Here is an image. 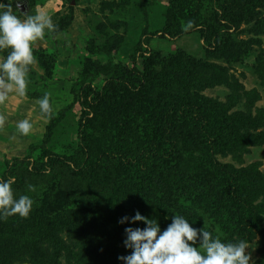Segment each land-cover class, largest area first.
Segmentation results:
<instances>
[{
    "label": "rangeland",
    "instance_id": "obj_1",
    "mask_svg": "<svg viewBox=\"0 0 264 264\" xmlns=\"http://www.w3.org/2000/svg\"><path fill=\"white\" fill-rule=\"evenodd\" d=\"M0 4L5 8L10 4L21 19L46 13L57 27L66 28L56 34V41L54 30L34 42L36 63L30 66L26 94L13 92L0 103V180H14L17 198L29 195L34 200L27 218L17 214L0 219V264H115V258L130 253L123 244L125 231L120 235L104 228L97 256L83 258L67 229L76 210L88 209L95 213L85 218L96 227L106 225L103 220H111L117 210L123 216L137 210L153 219L165 215L167 224L168 216L183 215L193 227L219 234L224 242L240 230L231 227L232 221L250 209L262 231H255L247 251L252 264L264 263V204L258 206L264 199L258 196L254 205L239 201L242 204L236 206L254 186L255 170L262 173L256 178L262 177L258 185L264 186V0H0ZM9 51L0 50V59ZM134 61L145 64L150 74L133 78L132 73L130 78L124 72L123 78L116 66L133 68ZM45 94L50 115L39 105ZM210 103L224 109L213 112ZM236 115L242 122L251 116L255 121L246 129L235 121ZM25 119L33 125L28 135L17 129ZM171 128L191 142L195 150L191 162L209 163L214 154L235 171L229 168L228 175L215 166L212 183L197 173L172 178L163 159L146 168L139 146L164 141ZM245 138L259 144L234 141ZM130 149L136 155L122 161L120 156ZM203 150H210L207 157ZM184 187L192 188V193H214L211 201L218 207L195 206L193 195L182 194ZM171 189L181 208L173 215L165 212L170 206L166 192ZM132 197L151 204L141 210L143 203L132 204ZM226 202L230 206L219 212Z\"/></svg>",
    "mask_w": 264,
    "mask_h": 264
},
{
    "label": "clouds",
    "instance_id": "obj_2",
    "mask_svg": "<svg viewBox=\"0 0 264 264\" xmlns=\"http://www.w3.org/2000/svg\"><path fill=\"white\" fill-rule=\"evenodd\" d=\"M56 28L46 13L26 15L21 19L10 4L6 8L0 4V50L10 49L7 56L0 59V103L13 92L21 96L26 94L30 66L36 63L33 44ZM39 105L43 113L51 114L47 94L40 99ZM32 127L27 119L17 124L23 135H28ZM13 183L12 179L0 180V219L17 214L27 218L33 209L34 200L29 195L17 198ZM29 188L35 190L32 186ZM171 219L172 222L162 230L157 219L145 216L139 210L135 215L121 217L118 222L129 225L124 229L123 244L131 250L128 255L118 257L122 264H252L251 252L247 251L251 247L249 240L224 242L219 234L214 236L204 227H193L183 215L174 214ZM136 222H144L145 226H134Z\"/></svg>",
    "mask_w": 264,
    "mask_h": 264
},
{
    "label": "trees",
    "instance_id": "obj_3",
    "mask_svg": "<svg viewBox=\"0 0 264 264\" xmlns=\"http://www.w3.org/2000/svg\"><path fill=\"white\" fill-rule=\"evenodd\" d=\"M65 29L66 28H64V27L62 28L61 26L57 27L55 29V35L61 34V32H63ZM58 35H56L54 37L55 41H56V39H59ZM162 56L163 55H161V57ZM133 64H134L133 68H130L129 66H126V65L125 66L123 65L120 67L116 66V68L120 69L123 72L122 73L123 78H124V72H129L130 78L132 76V73L134 76L133 78H135L137 76L146 77L150 74V72L147 71L148 67H146V65L144 63H143L144 64L143 66L139 65V64H135V61L133 62ZM134 81L136 82L137 80L134 79ZM210 108L213 110V112H216L217 110H220V109L223 110L224 106H222L220 104H216V103L215 104L210 103ZM229 119L231 120V117H229ZM234 119H236L235 121H238L242 127H246V129H248V127H251L255 121V119L252 118V116L245 118L244 122L239 121V119H241V118L238 117V115H236L234 117ZM167 123L169 126L173 125L171 122V119L168 120ZM174 124H177L176 120L174 121ZM236 124H237V122L233 123V125H236ZM259 125H262V122H260ZM169 130H170V132H168L166 134V138L164 141L161 142L159 139H156L154 142L146 141L144 144H141L139 146V151L143 152V156L145 158H147V161L145 162L146 168H149V167H152L153 165H155L156 164L155 160L157 162L164 160V161H166V166H164V169H166L165 172H167L168 175L172 176V178H175L177 174H185V175L189 174V176H190L191 173H197L199 175L201 174L202 177L206 176V178L208 180L212 181V183H214L212 180L214 172L218 171L217 169H215V166H221V168H223V171H224L223 173L226 172L225 174H228V175L230 174V171H228L229 168L231 169V171H235L233 168L234 167L233 165L222 164L219 161H217L216 158L214 157V154H211V159L209 160V163L198 165L197 162H191L192 158L190 157V155L194 154V151H195L192 148L191 142L189 140H187L186 138L181 137L182 135H180V137H179V134L176 133V131L173 128H171ZM261 136H262L261 142H264V133L263 132H261ZM240 139H242V138H240ZM234 141H237L239 144H243V145L246 142L248 143V141L251 143H258L259 144V141L255 140V138L251 139V140H248L247 138H245V140H243V141H238L236 139ZM192 149H193V151H192ZM209 151L203 150V151H201V154L205 155V157H207L210 153ZM133 154L136 155L134 150L130 149L129 151L124 153V155H121L122 157L120 156V159L122 161H124L125 156H129V158H130L133 156ZM138 155H140V154H138ZM184 156H186L185 159H183ZM261 174L262 173L260 171L255 170V176L253 179L254 186L252 188L247 189V191L244 194L245 195L244 200L238 199V201H236V206H238L242 203L244 204V206H247V207H249L250 204L254 205L253 201L258 196H260L264 199V186L258 185L260 182H262V177H261V181L256 180V178L258 176H261ZM248 175H251V173H249ZM230 182L234 183V179L230 180ZM212 186H214V185L212 184ZM183 190L184 191H182V194H185L187 196L193 195L192 203H194L195 206L197 205L200 207H204V209L205 208L207 209L210 206H212L213 208L218 207V205H216L215 203H213L211 201L213 199L214 193H209V192L204 193L203 190H200L199 192L192 193V191H193L192 188L186 189V187H184ZM170 191H171L170 193L166 192V195L168 197L165 199V201L170 200V203H169L170 206L168 205V207H166L168 209V211L167 210L165 211V212H167V214H172L171 212L177 211V208H179L178 204L171 197L173 195L172 189ZM234 192H236V190ZM218 197H220V195H218ZM205 199H208V200L204 201ZM134 200H140L143 203V207H141V210H143L145 208V206L151 204V201H147L143 197H136V198L132 197L130 199V202L132 204H134L135 203ZM239 201L242 203H240ZM263 204L264 203L261 202V203H259L258 206H263ZM227 206H230V203H228V202L222 203L221 206L219 207L218 211L221 212L220 211L221 207H227ZM179 209H181V208H179ZM249 210L250 209L245 211V209H244L239 214V217L232 221L231 227L232 228L240 227V230H238L237 232L235 231L234 233H232L230 235V240H229L230 242H238L240 239L251 240L252 238H254L257 235L255 231H258V232L262 231V226H261L262 223L259 224L260 220L257 218L258 217V216H256L257 214L253 216V215H251V212ZM76 211H77L76 218H73V217L70 218V223H69V225H67V229L70 231L72 236L76 238L77 245L80 248V253H82L84 255L83 258H85L87 255L88 256H94V257L97 256L94 253L101 248V246L99 245L100 244L99 237L101 235V231L104 228L109 227L110 232L116 231L120 235L123 234L124 226L118 222L120 220L119 217H123V215H122L123 213L120 210H117L115 212V215L112 217L111 220L109 217L107 220L104 219L103 221L106 225H101L100 227H96L95 222H92V220L90 218H85L87 213L92 214V213H95L94 211H92L91 209H88V211L86 213H80L83 210H79V211L76 210ZM98 212H100V211L97 210V213ZM144 215L146 216V214H144ZM149 217L152 218L151 216H149ZM190 217L194 218V216H190ZM99 218H100V216L97 215V218L95 221H97ZM162 218L163 219H157V218H155V219H157L160 222L161 228L164 229L168 226V224H167L166 219H164V218H166V216L164 215V216H162ZM167 218L170 219L169 222L171 223L172 222L171 217L168 216ZM256 219L259 220L258 224L255 223ZM116 222H118L117 225H116ZM57 223L62 226V223L60 221H57ZM137 223H138L139 227L145 226L144 222H137ZM118 224H120V226ZM263 236H264V233H263ZM93 247H95V248H93ZM125 255H128V254H125ZM114 261H115V264H122V261H120L119 259L115 258ZM262 264H264V263H262Z\"/></svg>",
    "mask_w": 264,
    "mask_h": 264
}]
</instances>
